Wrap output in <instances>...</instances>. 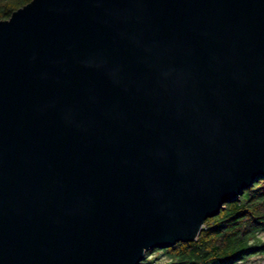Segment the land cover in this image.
Segmentation results:
<instances>
[{
  "label": "water",
  "instance_id": "obj_1",
  "mask_svg": "<svg viewBox=\"0 0 264 264\" xmlns=\"http://www.w3.org/2000/svg\"><path fill=\"white\" fill-rule=\"evenodd\" d=\"M263 175L264 0L0 19V264H141Z\"/></svg>",
  "mask_w": 264,
  "mask_h": 264
},
{
  "label": "trees",
  "instance_id": "obj_2",
  "mask_svg": "<svg viewBox=\"0 0 264 264\" xmlns=\"http://www.w3.org/2000/svg\"><path fill=\"white\" fill-rule=\"evenodd\" d=\"M30 1L0 0V19H8ZM263 232L264 175L236 201L226 204L219 215L207 219L196 240L179 242L160 251L170 256L172 261L167 264H237L253 255L264 254ZM141 264H152V261L145 259Z\"/></svg>",
  "mask_w": 264,
  "mask_h": 264
},
{
  "label": "rangeland",
  "instance_id": "obj_3",
  "mask_svg": "<svg viewBox=\"0 0 264 264\" xmlns=\"http://www.w3.org/2000/svg\"><path fill=\"white\" fill-rule=\"evenodd\" d=\"M264 239V232L262 233ZM166 252V251H165ZM163 251L154 249L150 253L146 252L145 259L152 261V264H167L171 262L170 256ZM144 262V261H143ZM237 264H264V254H256Z\"/></svg>",
  "mask_w": 264,
  "mask_h": 264
}]
</instances>
